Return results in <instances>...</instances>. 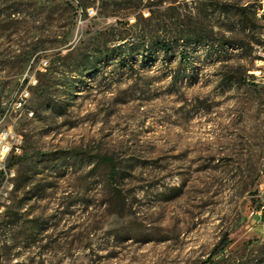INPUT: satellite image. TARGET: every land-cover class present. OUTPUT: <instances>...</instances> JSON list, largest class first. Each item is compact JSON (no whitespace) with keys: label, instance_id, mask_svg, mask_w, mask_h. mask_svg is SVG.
Returning <instances> with one entry per match:
<instances>
[{"label":"rangeland","instance_id":"1","mask_svg":"<svg viewBox=\"0 0 264 264\" xmlns=\"http://www.w3.org/2000/svg\"><path fill=\"white\" fill-rule=\"evenodd\" d=\"M6 128L0 264H264V0H0Z\"/></svg>","mask_w":264,"mask_h":264},{"label":"built area","instance_id":"2","mask_svg":"<svg viewBox=\"0 0 264 264\" xmlns=\"http://www.w3.org/2000/svg\"><path fill=\"white\" fill-rule=\"evenodd\" d=\"M13 104L17 107H21L22 102L20 99H16L14 100ZM21 152H22L21 135L12 133L9 128L1 129L0 130V176H4L7 183L9 178L14 176V171L10 168H6V161L9 156L20 155ZM9 187H12V183L10 182H9Z\"/></svg>","mask_w":264,"mask_h":264},{"label":"trees","instance_id":"3","mask_svg":"<svg viewBox=\"0 0 264 264\" xmlns=\"http://www.w3.org/2000/svg\"><path fill=\"white\" fill-rule=\"evenodd\" d=\"M243 10H245V8H243ZM183 38H184V40L185 39L186 40H189L190 39V40H193L195 42H199L201 40L198 35H196V36H193V35H189V36L188 35H185V36H183ZM122 40H124V38H122ZM150 43L152 45H154L156 49L161 50L163 53L168 52L170 50V48H171L166 41L159 40V38H156V39H152L151 38ZM228 241H229L228 234H225V236L219 242L218 247L213 252V254L216 255L217 253H219L225 247V245L228 243ZM260 261L261 262H264V260H260Z\"/></svg>","mask_w":264,"mask_h":264}]
</instances>
